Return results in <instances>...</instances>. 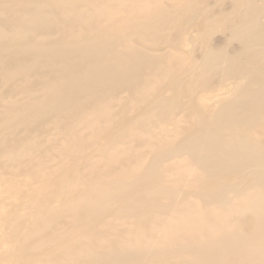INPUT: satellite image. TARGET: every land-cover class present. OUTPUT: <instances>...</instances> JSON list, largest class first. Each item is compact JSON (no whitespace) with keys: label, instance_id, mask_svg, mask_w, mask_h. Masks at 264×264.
Instances as JSON below:
<instances>
[{"label":"rangeland","instance_id":"rangeland-1","mask_svg":"<svg viewBox=\"0 0 264 264\" xmlns=\"http://www.w3.org/2000/svg\"><path fill=\"white\" fill-rule=\"evenodd\" d=\"M148 1L84 0L99 11L84 27L98 19L114 34L130 32L143 14H162ZM161 4L179 13L143 28L146 39L132 37L157 55L145 68L154 66L152 88L129 94L122 90L133 81H120L106 112L75 123L71 147L47 116L31 115L41 97L33 72L0 76V264H193L187 244L200 238L234 239L221 264H264V217L249 228L262 213L254 194L264 191V39L234 36L253 6L264 33V0ZM22 107L6 125L9 110ZM197 136L222 144L209 151L220 149L217 162L191 160ZM194 209L212 224L209 233L182 231Z\"/></svg>","mask_w":264,"mask_h":264},{"label":"bare ground","instance_id":"bare-ground-1","mask_svg":"<svg viewBox=\"0 0 264 264\" xmlns=\"http://www.w3.org/2000/svg\"><path fill=\"white\" fill-rule=\"evenodd\" d=\"M149 2H153L152 8L162 11V14L154 18L143 14L144 19L141 24L136 22L130 32H121L120 35L116 33V35L111 31L112 25L101 27L97 24L98 19H94L97 27H84V18L89 19L93 13L99 12L96 9L93 11V8L90 11L87 8L90 6H84V0H0V76L4 79L16 78L26 73L30 74V71L33 72L30 76L40 86L41 97L31 111V115L47 116L44 121L64 130L69 139L76 137L75 132L78 128L75 123L84 121V113H90V110L92 114L104 113L114 98L118 100L116 91L117 87L121 86L120 81L127 79L133 81L132 84L125 86L126 90H122L129 94L152 88L154 66L149 73L145 68L157 64V55L138 49L132 37L136 35L144 37L140 33L143 28H150L155 24L161 27L179 13V7L183 3L179 2L180 6L169 12L164 8V4H161L162 0ZM176 5L174 3L172 8ZM255 12L253 6L246 15L244 14L240 19L243 21L240 24L241 28L235 32V37L245 40L255 35L264 39V33L259 32V25L255 21ZM129 22L131 21L128 20L127 23ZM79 36L81 39L78 38ZM118 40L123 42L122 46L114 45ZM211 54L214 52L212 51ZM221 59L224 61L226 56L219 60ZM232 61L231 59L230 62ZM7 66L13 67L14 70H9ZM84 98L89 100L85 105ZM16 109L20 112L27 108H11L4 118L6 125L14 121L13 111ZM29 117H24L22 122H28ZM199 138L197 136L194 139L196 149H190L191 160L198 163L201 161L199 157L204 154L207 158H212V163L217 162L220 149L217 148V154H211L209 151L214 146L221 147L222 144H214L210 138L208 143H205ZM71 141L73 139L67 144L70 145L69 147ZM228 147L231 149L230 145ZM4 156L9 155L4 153ZM262 189V186L258 188L254 194L255 200L252 201V204L255 202L260 204L256 206V210L261 209L262 213L250 220L249 228H254L263 220L264 191ZM249 206L250 204L248 208ZM189 214V218L184 221L183 232L188 233L195 228L209 233L212 224L204 220L197 209L191 210ZM244 215L240 213L241 218H244ZM161 231L164 237L172 233L168 228ZM229 232L231 231L228 230L227 233ZM234 234L235 232L230 233L229 237ZM233 241L222 238L213 244H207L204 238H200L195 245L187 244L192 254V263L221 264L229 260V253L227 254L224 249H229ZM184 245V243L179 244L177 248ZM152 248L153 246L150 245L147 249ZM261 259L256 257L251 264H262Z\"/></svg>","mask_w":264,"mask_h":264}]
</instances>
